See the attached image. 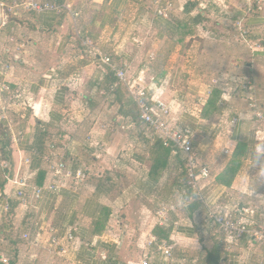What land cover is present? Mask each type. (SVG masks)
I'll return each instance as SVG.
<instances>
[{
  "label": "crops",
  "instance_id": "0c3cea01",
  "mask_svg": "<svg viewBox=\"0 0 264 264\" xmlns=\"http://www.w3.org/2000/svg\"><path fill=\"white\" fill-rule=\"evenodd\" d=\"M14 1L0 0V84L6 82L13 91L19 89L20 97L12 99V107L18 108L19 105H24L27 109L13 117L18 122L15 126L19 131L15 130L16 135L12 126L10 127L9 142L7 141L10 160L3 158L4 153L0 143L2 158L10 166L9 173L11 175L16 173L22 159L29 156L30 150L37 146V138L38 135L40 136L38 130L41 129L46 134L45 138H48L45 141L46 146L50 141L55 142L58 150L71 161V168H82L86 179L78 194L73 193L78 188L66 187L58 194H47L39 205L40 216L45 225L50 224L58 228L62 234L72 230L81 241L79 248L71 250L66 257L48 254L44 244L46 234H42V231L37 247H31L22 240V235L28 231L26 220L29 219V214L14 201V189L5 183L3 190H0V258H8V264H61L57 262V259L66 261L68 264H120L119 260H123V257L117 247L112 244L107 245L99 238L104 236L107 229L114 228L120 231L125 227L123 234L126 240L127 229H130V226L126 221L117 222V220L122 219L123 216H127L126 220H129L132 206L136 210L139 208L142 211L145 208L148 211V205L141 201L145 197L144 191L149 196L147 201L151 199L153 202L158 201L155 193L160 192L162 187L166 189L164 201L171 198L174 193L177 194L176 185L181 177L183 162L179 157V160H176L171 156L158 181L150 177L154 143L152 144L143 136L141 126L137 123L138 117L134 103L122 94L117 93L118 97L106 94L108 90L103 88L105 84L103 68L102 70L97 68L99 70L96 72L91 66L85 65L82 68V66L57 65L56 62L52 66L47 62L43 68H32L26 65L28 60L68 56L72 52L76 39L83 37H92L97 41L104 38L111 43L122 41L123 32L129 25L150 28L155 41L166 37L174 45H179L175 42L182 40L179 42L184 46L182 54L177 52L175 56H184V59L192 60L195 57H203L200 47L201 43L206 41L205 39L215 42L232 40L228 37L229 35H226L228 33L224 32L223 27L230 24L237 30L236 23H240L241 27L247 31L244 37H241L238 32L239 38L252 46L249 51L241 50L244 53L230 52L231 56L233 58L243 56L254 59L264 58L260 55L264 51L262 50L264 45L257 44L264 40V1L254 2L249 7L246 0H176L175 12L166 20L152 18L151 13L144 11V0H41L70 6V12L61 15L53 12L41 14L28 12L16 6ZM146 10H149V6ZM74 14L77 16L75 17ZM149 17L151 22L148 21ZM257 32H260L262 36L260 37ZM256 45L258 48H255ZM116 48L113 51L120 52V46ZM119 56L127 57L125 53H120ZM76 58L73 56V59ZM4 64L10 65L5 73L2 69ZM237 64L235 61L231 64V68L235 71L239 68ZM250 67L252 66L248 64V68ZM184 68L186 69V66ZM143 69L149 68L143 67L140 70L141 74ZM173 69L174 67L169 68L174 76L178 70L173 71ZM87 70L89 73L94 71L92 78L86 77ZM183 78L188 79L186 76ZM189 80H185L184 83L197 84L200 87V82L191 83ZM212 84L215 85L216 81H210L206 87ZM212 88L216 89V85ZM102 93L106 95L104 101L99 98V94ZM224 96L225 94L222 93L223 99L220 103L226 105L227 99ZM175 99L178 100V96ZM179 103L182 104L181 101ZM100 104H104V111L96 113V108ZM223 105L219 104V106ZM220 110H222L221 107ZM250 113L248 111L245 114L235 113L230 117L226 116L227 119L238 118L232 128L219 126L223 129L221 133H226L220 151L223 159L219 163L212 152L210 146L212 140H209V136L206 134L203 141H199L196 129L191 127L195 131L194 145L199 151V163L215 171V173L210 171V179L203 185L202 193L208 201L211 203L215 201L220 207L237 205L248 208L256 202L259 204L258 196L264 195V192H261V188L264 189V175H262L264 144L254 141L253 134L256 130L249 128L260 119L254 118ZM188 114L196 115L193 112ZM200 115L201 112L194 118L205 123L212 119L202 120ZM262 116L261 121L264 122V114ZM186 119V116L180 114L177 120L183 124ZM201 129L203 133L208 131L206 128L201 127ZM228 130H230L229 133H227ZM240 142L247 143L250 152L231 186L227 187L217 182V176L223 172L231 156L225 157L223 151L229 148L233 152ZM257 145L261 149L259 155L256 153ZM38 169L39 162L36 159L32 160L31 167L24 168L23 174L28 180L31 179V184L38 185L37 178L39 179L41 172L34 175ZM171 171L178 176L171 185H168L169 187L162 186ZM3 174L4 172L1 171L0 182H4L3 178L1 179ZM255 174L262 179L261 177L254 179ZM258 182L262 183L263 187L259 188ZM6 194L9 195V203L13 205V210L10 206V214L8 213L7 216L1 211V205L7 199ZM178 198L176 207L186 208V220L190 225H183L185 220L180 222L173 217V213H170V226L161 229L171 230L169 241L176 244L174 259L171 263L197 264L196 257L188 256L189 250L185 249L188 246L187 242H195L194 235L197 232L211 237L212 226L204 224L202 209L194 211L192 210L194 205L191 206L190 203L184 206L179 196ZM172 207L173 210L176 208ZM148 212L149 219H153L151 227L144 228L143 225L138 227L141 229V236L145 233L144 236L146 235L147 239L149 235L155 236V228H160L155 226V214H152L150 210ZM23 217L26 218L23 219ZM103 220H106V226L101 235L96 232L95 225ZM256 220L255 229L264 232V220H259L258 217ZM113 223L116 225H112ZM217 235L219 236L218 232ZM217 235H215L216 240L219 238ZM220 247L222 252L218 264H256L264 261V248L261 246L257 248V243L249 246L245 239H242L234 248L232 254L225 251V243ZM95 251L104 256L107 252L108 256L95 259ZM180 252L185 255L177 256ZM116 261L119 262L116 263ZM0 264L3 263L0 261ZM122 264H132V262L128 260ZM155 264L168 263L156 258Z\"/></svg>",
  "mask_w": 264,
  "mask_h": 264
},
{
  "label": "built area",
  "instance_id": "2783aa9c",
  "mask_svg": "<svg viewBox=\"0 0 264 264\" xmlns=\"http://www.w3.org/2000/svg\"><path fill=\"white\" fill-rule=\"evenodd\" d=\"M175 1L151 0L148 12L151 13L152 18L169 19L175 12ZM258 1L260 0H246L249 7ZM14 4L28 12L37 14L53 12L56 15H61L65 12H70V6L68 5L42 2L41 0H15ZM74 16L76 17L77 14H74ZM235 27L240 32L241 37L247 34L246 29L241 27L240 23H236ZM83 40L84 45L90 48L89 53L92 50L97 61L102 66L107 67L114 76L115 81L106 94L112 95L119 87H122L137 109L138 121L144 137L150 140L152 144L160 142L164 148L172 151V158L179 157L183 161L190 179V190L181 188L177 191L178 196L183 201V205L188 206L194 199L200 203L204 212V223L216 227L217 232L223 235L227 253L232 254L234 248L239 245L242 239H245L249 246L257 243L264 248V232L254 227L257 224V217L259 220H264L263 194L258 196L259 204L256 203L257 205L249 206L248 208H241L237 205L220 207L215 201L211 203L203 195V185L210 179V170L206 165L199 163V151L194 145L195 131L191 126L180 124L179 120L175 121L173 117L171 104L167 102L163 95V90L168 87V81L163 80L160 84H156L152 80L145 81L141 75L131 78L128 75L129 67L125 63L116 64L111 60L110 56L103 55L99 49H96L88 37ZM148 58L152 62L154 54L150 53ZM9 68L10 65L8 64L2 66L4 73ZM212 86L214 87L215 85L212 84ZM212 86H208L206 94L196 99V107H198L199 113L212 93ZM243 89L247 91L249 111L252 113L250 114L254 118L262 120L263 116L257 110L254 93L251 92V83H245ZM19 97V89H16V91L11 90L6 82L0 84V121H4L9 128L12 121L8 119L6 114L10 107L13 106L12 99H18ZM220 104L223 105L224 103ZM237 121V117L221 119L219 126L224 125L227 129L232 128ZM229 132L230 130L227 131V133ZM259 133L264 132L256 130L253 134L254 141L264 143L260 141ZM45 151L41 159V168L46 172L47 177L43 186L29 183L27 177L22 174V169L30 167L32 160L39 156L34 149L30 151L29 156L22 159L16 173L9 175L5 172L2 178L6 185H10L14 189L13 198L19 203L24 212L29 214V219L26 220L28 231L22 235V240L31 247H37L42 231V234H46L44 244L48 254H58L66 257L71 250L79 248L81 241L72 230L62 234L58 228L50 224L45 225L40 216L41 209L39 205L47 194L60 193L67 187L69 182H73L75 187L81 185L86 179V174L82 168L72 169L71 161L65 158L64 154L58 150L56 144L48 143ZM231 153L232 151L229 148H225L223 151L225 157L230 156ZM0 170L3 172L10 170L8 162L2 158L1 153ZM6 195L7 199L5 198L6 200L1 205V211L8 214L10 212V203L9 195ZM172 210V206H161L155 213V226L168 228L170 226L169 214ZM23 218L25 219L26 217ZM107 233L109 231L99 239L105 241ZM175 248V242L161 241L155 236L149 235L143 247L140 261L132 264H151V260L156 258H160L164 262L172 261ZM2 263L8 264V259H2ZM256 264H264V261H259Z\"/></svg>",
  "mask_w": 264,
  "mask_h": 264
},
{
  "label": "rangeland",
  "instance_id": "374dc122",
  "mask_svg": "<svg viewBox=\"0 0 264 264\" xmlns=\"http://www.w3.org/2000/svg\"><path fill=\"white\" fill-rule=\"evenodd\" d=\"M143 7H144V11H146V7H147L146 4H144ZM148 21L151 22V17L148 18ZM223 30H225L224 32L228 33L226 35H229L228 37H231L232 40L229 41L219 40L215 42L210 39L208 40L205 39L206 41L201 43V47H200V50L203 51V57L202 58L195 57L192 60L184 59L183 58L184 56L182 57L175 56V54L178 53L182 54L181 52L184 48L183 45H174V43L170 41L169 38L166 37H163L158 41L153 40L152 32L148 27L129 25L128 29L126 28V30L123 32L124 37L122 38V41L113 42V43L107 41L104 38H102L99 41L94 40L92 37H88V38L92 41L94 47L96 49H99L103 55L106 56L110 55V58L113 62L120 65L125 63L129 67L128 75L131 78H135L139 76L141 74L140 70L143 67H148L149 69L147 70L143 69V72L141 74V76L145 79V81L152 80L156 84H160V82H162L163 80H167L168 87L166 88V90H163V95L166 98L167 102L171 104V110L175 121L178 119V115L180 114L182 116H186L187 119L186 121L183 122V124L187 123L191 127H194V129H196L197 137L199 141L200 140L203 141V138H205L207 134V136H209V140H212L210 146L213 154L216 157L215 159L219 163L223 159L220 154V151L222 149L221 143L223 142L226 133L225 134L221 133L223 129L219 128L220 124L218 121L220 120L221 115L222 116L225 115V117L226 116L230 117L231 115H235V113L236 114H241V113L245 114L246 112L248 113L249 103L247 101L248 99L246 96L247 91L243 89V85L245 83L247 82L251 83L252 85L251 92L254 93L255 95L257 110L260 113L264 114V58L260 57L254 59L247 56H243L242 58H233L230 52L237 51L238 53H244L241 52V50L249 51L252 45L251 46L248 45L243 41V39L239 38V33H238L239 31L236 30L233 26H230V24L224 26ZM257 34L260 35V37L262 36L260 32H257ZM83 39L84 37L80 39H76L72 47V52H70V55L68 56H62L60 58H48V59H42V58L29 59L26 65L32 68L33 67L43 68L45 67V63L47 62L48 65L51 66L55 65L56 62L58 63L57 65L82 66V68L85 67V65L91 66L94 69V71L96 70L97 72V70H99L97 68L101 69L103 67L97 61L96 57L94 56V52L91 50V53H89L90 48H87L84 45ZM257 44L259 46L264 45V40L259 41ZM117 46H120L119 48L120 52L115 53L113 50L114 49L116 50ZM255 48H258L257 45L255 46ZM120 53H125L127 57L126 58L120 57L119 56ZM150 53H153L155 55V58L152 62H150L148 58ZM116 54L118 56H116ZM73 56L77 58L73 59ZM186 61L189 62L186 63ZM233 61H235L236 64L238 63L237 65H239L237 71L231 68V64ZM49 62L51 64H49ZM247 63H249L252 67L248 68V66H246ZM185 66L186 69L184 68ZM253 66H256L257 68H254ZM170 67H174V69L178 70L176 75L173 76V73H170L171 72L169 70ZM38 70L39 69H37V71ZM94 71L90 73L89 71L86 72L85 73L86 77L92 78L93 77L92 75H94L93 74ZM184 76L190 79L189 81H191V83L195 81L200 82L201 84L200 87L197 86V84L186 85L184 82L185 80L188 79L186 78L184 79L183 78ZM212 80L216 81L215 84L216 88L221 91V94L222 93L226 94L224 97L225 99H227V104L220 106L222 110L219 115L213 117L210 121L208 120L205 123L197 118L196 119L194 118L196 117V115L200 114L197 110L198 107H196V99L197 97L206 94V88H207L206 86ZM121 94L126 99H129V97H127L125 93L122 92ZM105 96L106 95H104L103 93L99 94V98H101V100L105 99ZM177 96H178V100L175 99ZM221 99H223L222 96ZM179 101H181L182 104L179 103ZM103 105L100 104L99 107L96 108L95 112L96 113L103 112L104 111ZM25 109L27 108H25L24 105H19L18 108L10 107V109L7 111L6 116L8 117V119L12 121L11 126L13 128L14 134L16 135H17L16 131L19 130L15 125L18 122H16L13 117L16 116L18 113H20L21 111H25ZM189 112H193L196 115L194 116L191 114L192 116H190L188 114ZM201 127L208 129V131L206 133H203ZM249 128L250 130L253 131L255 130L262 131L264 130V122L259 120V122H257L254 125H251ZM5 131L6 133L8 132V134L10 133V128L6 124L4 127L0 128V133ZM214 131H216V133H214ZM23 171L24 168L22 169V174ZM210 171H213V173H215L214 170H210ZM177 176L178 174H174V171L173 172L171 171L166 176V181L163 182L162 186L164 185L168 186L169 184L171 185V183L174 182ZM258 177L261 176L255 174L254 179ZM255 182H257V180ZM83 183L79 187H77L78 189L76 191L74 192L72 190L69 191L78 194V191L81 189L82 185H84ZM258 187L259 188L263 187V184L262 183L258 184ZM162 188L160 192L155 193V196H157L158 198L157 202H153L151 201V199L150 201L148 200L149 201L148 202L147 198H149V196L147 195L146 191H144L143 193V196L145 197H143L141 201L144 202L145 205L146 204L148 205V211L150 210L152 214H155L163 204L166 206L172 205L176 207L179 202L178 195L175 193L167 201H164L165 200L164 194L166 189H162ZM261 192H264L263 188H261ZM256 203H254V205H256ZM185 209L186 208H183L181 206L176 207L173 210V212L170 213H173V217L178 219L180 222L185 220L183 221V225H190V223L187 222L186 220L187 214L185 212ZM148 211H146L145 208H143L142 211L139 208L138 210H136V208L132 206L130 208L129 220H126L127 216L126 217L123 216L122 219L117 220V222L126 221L127 225L130 226V229H127L128 234L126 236V240H124L125 236L123 234V232L126 230L125 227L123 230L120 231L114 228L107 229L106 232L109 231V233H107V238L105 240V243H107V245L109 244L115 245L119 250V252H121L122 255L121 257H123V260H119L121 261L119 262L120 264L125 263L128 260L131 261L132 263L140 261L143 253V247L147 241L146 240L147 237L146 235L144 236L145 234L144 232H143L144 234H142L141 236V229H138V227L140 225H143L144 228L151 227L150 225L153 219H149L150 214ZM7 215L8 214H6L5 216ZM115 223H113L112 225H116ZM211 233H212L211 237L209 235H205L202 232L201 234L199 232L195 233L194 235L195 242L188 241L187 242L188 246L187 248H185L189 250L188 253L189 257H197L199 253L203 252L202 249L205 248L209 249L212 246V244L215 241H217L215 236L217 234L216 229H211ZM197 242H199L200 245L196 244ZM259 247L260 245L257 244V248ZM182 255L185 254L182 252L177 254V256L179 257H181ZM106 256H108L107 252L105 253V256L100 253L98 254L96 252L95 259H101V257L103 259V257ZM2 259L4 258L3 257L0 258L1 262ZM57 262L61 264H68L66 263V261H62L60 259H57ZM151 262L152 264H155V259H152ZM171 262L172 261H169L167 263L173 264Z\"/></svg>",
  "mask_w": 264,
  "mask_h": 264
},
{
  "label": "trees",
  "instance_id": "16d2710c",
  "mask_svg": "<svg viewBox=\"0 0 264 264\" xmlns=\"http://www.w3.org/2000/svg\"><path fill=\"white\" fill-rule=\"evenodd\" d=\"M150 3H151V0H144V4H146L147 7L148 6L150 7ZM146 11L148 13L149 10H146ZM185 30H186V28H185ZM180 32H181V29H180ZM180 41H182V40H180ZM179 42H177V43L175 42V44L180 45L181 43H179ZM260 55L264 56V51ZM248 64L249 63H247L246 66H248ZM102 67H103V71H104L103 74H104V80H105V84H104L103 88L109 91V88L114 83L115 79H114L113 74L111 73V71L107 67H105V66H102ZM121 91L124 92L123 88L119 87L111 96L118 97V94L121 95V93H122ZM221 96H222V94H221V91L219 89L216 88L212 91V93H211L210 97L208 98L205 106L201 110L200 117L202 120H208V119H211V118L220 114L221 110H220L219 104L221 102ZM136 111H137V109H136ZM137 117H138V114H137ZM221 119H227V118L225 116H222L220 118V120ZM137 123H138V125H140L138 119H137ZM4 126H5V123L0 122V128L4 127ZM38 131L40 132V136L38 135V138H37V141H38L37 146L32 148V149L36 150L40 156V157L38 156V158H34L39 162V169L36 170L34 175L37 174V172H39V173L41 172L39 179L37 178L38 185H36V186H43L45 184L47 177H46V172L41 168V159H42V156L46 152L45 149L47 146L45 144L46 143L45 141L48 138H45L46 134H45V132H42L41 129ZM7 141L9 142L8 132L7 133H6V131L1 132L0 133V143H1V150L4 153L3 158L10 160V152L7 151V148H9V143ZM50 143H53V142L50 141ZM152 149H153V151H152L153 163H152V166L150 169V177L152 179H155L156 181H158V179L162 175V172L165 170V168L167 166L168 159L171 158L172 151L164 148L160 142H156L152 146ZM249 152H250V148L247 145V143H245V142L238 143L236 145L234 151L232 152L225 169L223 170V172L219 176H217V182L224 185V186H227V187L231 186L235 176L237 175L238 171L240 170V167L242 166L244 161L247 160ZM254 154L256 155V153H254ZM175 159L177 160L178 157H176ZM181 166H182L181 171H180L181 177L178 179V182L176 185L177 186L176 190H180L181 188H187L190 190V184H189L190 179L188 178L184 163ZM30 167H31V165H30ZM9 171L6 170V171H4V173L6 172L7 174L11 175L9 173ZM29 183H32L31 179L29 180ZM79 186L80 185H77L76 188ZM4 187H5V182H0V190L1 191L3 190ZM67 187H75V185L73 182H69L67 184ZM194 197H195V195L193 196V199H194ZM14 201H16V200H14ZM16 203H17V201H16ZM10 204H11L10 205L11 210H13V205H12V203H10ZM192 205H194L192 207V210H194V211L197 209L201 210V205L196 199H194L191 202V206ZM105 224H106V220H103V221L98 222L95 225V229H96V232L98 234L102 235L104 233V231H105L104 228L106 226ZM204 224H206V223H204ZM206 226H207V224H206ZM213 228L217 229L216 227L212 226V229ZM170 232H171V230L165 231L161 228H155L154 235H155V237H157L161 241H169ZM218 234H219V236L216 234L217 237H219L217 239V241H215L214 244L209 249H206V248L202 249L203 252L198 254V256L196 257L197 258V261H196L197 264H218L219 263L220 258H221V252H222V249L220 246H221V244L222 245L224 244V237L222 234H220V233H218ZM118 262L119 261H116V263H118Z\"/></svg>",
  "mask_w": 264,
  "mask_h": 264
},
{
  "label": "clouds",
  "instance_id": "9594fccd",
  "mask_svg": "<svg viewBox=\"0 0 264 264\" xmlns=\"http://www.w3.org/2000/svg\"><path fill=\"white\" fill-rule=\"evenodd\" d=\"M258 137H259L261 142H264V133H259ZM256 153H257V155H259L261 153V149H260L259 145H257V147H256ZM262 175H264V171H262Z\"/></svg>",
  "mask_w": 264,
  "mask_h": 264
}]
</instances>
